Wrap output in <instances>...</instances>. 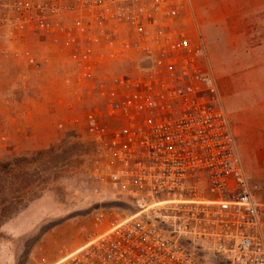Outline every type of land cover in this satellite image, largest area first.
<instances>
[{"label":"built area","instance_id":"1","mask_svg":"<svg viewBox=\"0 0 264 264\" xmlns=\"http://www.w3.org/2000/svg\"><path fill=\"white\" fill-rule=\"evenodd\" d=\"M33 40L47 56L16 50ZM18 55L35 73L53 56L77 99L95 100L86 179L134 211L99 215L83 244L51 264H208L200 251L264 264V203L236 152L190 0H0V63Z\"/></svg>","mask_w":264,"mask_h":264},{"label":"rangeland","instance_id":"2","mask_svg":"<svg viewBox=\"0 0 264 264\" xmlns=\"http://www.w3.org/2000/svg\"><path fill=\"white\" fill-rule=\"evenodd\" d=\"M190 1L236 152L264 203V0ZM16 50L48 55L36 40ZM66 71L53 56L39 73L20 55L0 63V162L27 159L20 180L27 196L0 221V264H51L83 244L82 229L95 230L99 215L134 213L127 198L86 179L94 150L84 119L95 100H78L79 90L63 82ZM198 254L208 264H225L208 252Z\"/></svg>","mask_w":264,"mask_h":264},{"label":"trees","instance_id":"3","mask_svg":"<svg viewBox=\"0 0 264 264\" xmlns=\"http://www.w3.org/2000/svg\"><path fill=\"white\" fill-rule=\"evenodd\" d=\"M26 161V157H20L0 162V221L13 215L16 211L14 206L18 208L24 201L23 195L27 196V191L20 189L23 163Z\"/></svg>","mask_w":264,"mask_h":264},{"label":"crops","instance_id":"4","mask_svg":"<svg viewBox=\"0 0 264 264\" xmlns=\"http://www.w3.org/2000/svg\"><path fill=\"white\" fill-rule=\"evenodd\" d=\"M195 17V16H194ZM198 28H199V26H198ZM201 32V31H200ZM201 34H202V32H201ZM202 36H203V34H202ZM204 37V36H203ZM205 39V38H204ZM206 41V40H205ZM206 44H207V42H206ZM264 46V45H263ZM208 47V46H207Z\"/></svg>","mask_w":264,"mask_h":264}]
</instances>
